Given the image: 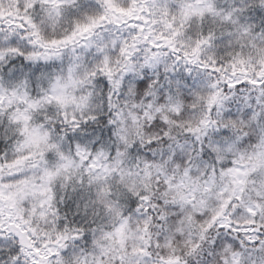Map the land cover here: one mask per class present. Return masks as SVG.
I'll return each instance as SVG.
<instances>
[{"label": "snow or ice", "instance_id": "obj_1", "mask_svg": "<svg viewBox=\"0 0 264 264\" xmlns=\"http://www.w3.org/2000/svg\"><path fill=\"white\" fill-rule=\"evenodd\" d=\"M0 264H264V0H0Z\"/></svg>", "mask_w": 264, "mask_h": 264}]
</instances>
